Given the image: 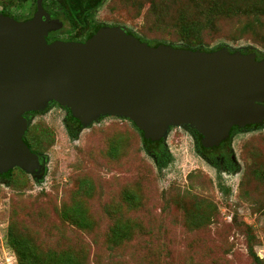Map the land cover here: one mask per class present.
Segmentation results:
<instances>
[{
	"label": "rangeland",
	"instance_id": "obj_1",
	"mask_svg": "<svg viewBox=\"0 0 264 264\" xmlns=\"http://www.w3.org/2000/svg\"><path fill=\"white\" fill-rule=\"evenodd\" d=\"M94 19L144 39L264 53V0H101ZM68 117L58 103L31 115L43 174L0 176V264H264V127L233 136L232 170L204 157L190 125L171 127L160 166L129 118L75 130Z\"/></svg>",
	"mask_w": 264,
	"mask_h": 264
},
{
	"label": "water",
	"instance_id": "obj_2",
	"mask_svg": "<svg viewBox=\"0 0 264 264\" xmlns=\"http://www.w3.org/2000/svg\"><path fill=\"white\" fill-rule=\"evenodd\" d=\"M61 25L40 0L33 17L0 13V173L16 166L37 177L45 172L46 155L24 136L29 113L53 103L83 125L108 114L129 118L151 140L190 125L208 148L234 126L264 122V58L255 50L150 44L120 24L84 40L48 42Z\"/></svg>",
	"mask_w": 264,
	"mask_h": 264
},
{
	"label": "flooded vegetation",
	"instance_id": "obj_3",
	"mask_svg": "<svg viewBox=\"0 0 264 264\" xmlns=\"http://www.w3.org/2000/svg\"><path fill=\"white\" fill-rule=\"evenodd\" d=\"M38 1L39 0H0V13L14 17L17 20H23L31 16L33 17L38 8ZM40 1L41 6L47 12L50 18L58 19L62 23L59 28L51 30L48 33V35L46 36L48 42L54 40L68 41L69 39L82 40L85 36L82 38H64L61 33L72 31L79 24L82 28H87V31H89L90 28L95 25L102 26L105 24L97 23L94 19V12L100 4L101 0H62L61 2L55 0ZM98 1L99 3L96 4ZM79 3L82 4V8L78 13H76L75 9L76 6L79 5ZM33 113L35 112L29 113V115H32ZM258 127H264V122L251 123L246 127L234 126L232 128L231 135L227 140L222 142L219 146L212 147L215 148L213 149L214 152L212 153V158L211 154L209 158L208 155H205L203 153V149L200 148L203 151L202 154L206 159L211 160L212 162L217 161L219 164L233 170L238 164L231 147V141L233 136L238 131H246Z\"/></svg>",
	"mask_w": 264,
	"mask_h": 264
},
{
	"label": "trees",
	"instance_id": "obj_4",
	"mask_svg": "<svg viewBox=\"0 0 264 264\" xmlns=\"http://www.w3.org/2000/svg\"><path fill=\"white\" fill-rule=\"evenodd\" d=\"M100 1V0H99ZM99 1L96 3L98 4ZM94 7V6H93ZM100 26V25H99ZM98 25H95L93 27L90 28L89 31L86 32L85 34V37L82 39L84 40L87 36H89L91 33L95 32L96 29L99 27ZM130 31V30H129ZM131 32V31H130ZM133 33V32H132ZM135 34V33H134ZM137 37H139L140 39L142 40H147L150 44H158L160 42H166V41H162V40H152V39H144V38H141L139 35L135 34ZM69 40H73V39H69ZM168 43V42H167ZM175 44V43H173ZM175 45H184V46H189V47H202V48H206L208 50H215V49H219V48H222V47H228L226 45H219L217 47H214V48H211L209 49L208 47H203L201 45H194V44H175ZM230 48V47H229ZM231 50L234 51V49L230 48ZM252 50H255L257 51V58L258 59H261V58H264V53L259 51L258 49H255L254 47H247L246 49H242L241 51L246 53L247 51H252ZM68 111H69V124L71 125L72 129H75V130H78L79 127H81L83 124L81 123L80 119L75 117L70 109L66 108ZM135 124V123H134ZM136 125V124H135ZM137 126V125H136ZM137 128L141 131L142 133V137H143V141H144V146L146 148L147 151H149L155 158L156 162L160 165V166H163L167 160H168V152H167V149H166V146H165V140L164 138L163 139H160V140H151L147 137L144 136V132L143 130H141L138 126ZM195 129V128H194ZM196 130V129H195ZM200 140H199V143H200V148L203 149V153L205 155H208V157L210 158V154H211V158L213 157V149L215 148H208L206 146L203 145L202 141H201V136L202 134L200 132H198L196 130ZM27 134V133H26ZM25 134L24 138L26 140V142L28 143V146L30 147V149L34 152H37L39 153L37 150H35L34 148H32L31 146V143L30 141L27 139V135ZM18 167V166H16ZM20 168V167H19ZM11 171H12V168L5 171V172H2L0 173V176L4 177V178H7L10 174H11Z\"/></svg>",
	"mask_w": 264,
	"mask_h": 264
}]
</instances>
